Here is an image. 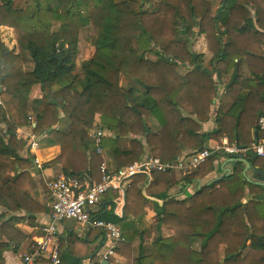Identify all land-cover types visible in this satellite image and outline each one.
Listing matches in <instances>:
<instances>
[{
    "label": "trees",
    "instance_id": "obj_1",
    "mask_svg": "<svg viewBox=\"0 0 264 264\" xmlns=\"http://www.w3.org/2000/svg\"><path fill=\"white\" fill-rule=\"evenodd\" d=\"M68 1L0 0V27L13 31L12 47L0 36V264L4 252L17 253L27 238L17 225L34 226L36 213L47 211L34 198L31 157L22 158L11 146V125H29L37 136L44 134L43 145H58V156L44 166L58 164L65 177L80 182L101 179L103 154L133 163L147 144L162 162H171L184 148H206L209 140L226 136L248 146L253 131L261 135L257 121L264 108L251 100L259 86L242 97L248 85L241 77L247 60L249 71L264 81V0H221L215 9L209 0ZM195 35L207 41L208 57L191 51ZM82 37L94 51L78 66ZM183 65L188 68L180 71ZM121 76L134 84L123 85ZM226 76L231 82L222 87ZM36 89L39 97L33 96ZM213 115L217 130L200 132ZM97 129L104 135L103 154L96 153L89 134ZM122 138L129 139L127 150ZM27 143L22 138L17 147ZM218 155L184 181L213 171ZM231 163L230 174L184 199L168 195L169 172L152 174L146 194L164 201L155 203V216L158 228L171 229L167 237L147 242V180L141 174L125 188L122 216L113 214L112 189L93 216L121 229L115 254L131 257L132 264H264V187L245 179L244 163ZM259 165L264 169L263 160ZM96 240L102 247V229L90 230L86 239L58 236V264H82ZM89 257L91 264H104Z\"/></svg>",
    "mask_w": 264,
    "mask_h": 264
},
{
    "label": "crops",
    "instance_id": "obj_2",
    "mask_svg": "<svg viewBox=\"0 0 264 264\" xmlns=\"http://www.w3.org/2000/svg\"><path fill=\"white\" fill-rule=\"evenodd\" d=\"M1 29H2V33H3V30L6 28L4 27ZM1 38L6 44H8L7 42H9V44H11L13 46V40L11 39V36H10V34H8V32H6L5 34H1ZM197 40L199 42L200 41L204 42V40H202V38H197ZM262 49L264 51V46L262 47ZM191 51L194 54L204 55L205 57L209 56L208 45L206 43L203 45H199V47H196V45L194 44L192 46ZM259 63H260L259 66H264L263 62H259ZM247 64H248V62H247V60H245V62H243V65H242L243 73H242L241 80L246 81V84L248 85L244 88L243 93H242V97H246L245 95L248 93V91H250L249 88L254 89L256 86H259V91H257L254 95L251 96V98H252L251 100H253L252 101L253 105H256V106L260 105L261 107L264 108V81H260V79L258 77L253 75L249 71V69L247 68ZM203 66L209 68V66L207 64L206 65L204 64ZM259 66H255V69L260 70ZM186 68H188V66L183 65L179 68V70L182 69L180 71H183ZM121 81H123L127 87H130L134 84L133 81L131 80V78L125 77V76H121ZM229 82H231V76L222 77V80H221L222 87H224V85L228 84ZM33 96L34 97L40 96L39 89L35 90ZM32 119H31V121H32ZM34 125H35V122L33 120L32 126H34ZM11 129L13 131V133L11 135V139H10L11 146L13 148H16L17 153L22 158L27 157V156L31 157L30 172H31L36 184H37V190L34 193V198L37 199L38 202H41L42 204H44L47 207L46 212L36 213V221H35L34 226H29L26 223L17 225V229L20 230L22 233L26 234V236H27L25 242L21 245L18 252L14 253L12 251H6L3 253L5 264H26L23 261V256L30 251L29 245L32 243V241L34 242V239H37V238H40L43 236V232H42L41 228L44 225H47L50 221V214H49L50 199L48 198V195H47L46 183L48 181L54 180L55 178H58V177H61L64 175H63L58 164L50 165L47 167L44 166L46 163L53 161L54 158H56L58 156L59 151H60L58 145H53V146H51V145L49 146V144L43 145L42 139L45 138L44 134L41 136H37L32 131V127L29 125H25V126H22L20 128H17V127H14L11 125ZM151 129H152V131L157 130L154 123H151ZM214 129L217 130L215 115H213L210 119H208L207 122L201 124V131L200 132L208 133V131H212ZM30 134H35L36 137H38L37 147L35 149H30V147L27 143L24 147H22V149L18 148L17 142L20 141V139H22V138L29 139L28 136ZM252 136H253V141H255L257 138H259L255 131L252 132ZM223 138H227V137L224 136V137L220 138V141L209 140L208 146L206 148H208L209 146L214 147L215 145L219 144ZM227 140H228V138H227ZM232 143H236V142H232ZM240 146H242V145H240ZM121 147L124 150H127L129 148V139L128 138H122L121 139ZM193 151H195V150L190 149V148H184L179 154H181V153L182 154H189V153H192ZM217 154H220V153H217ZM248 154H250V153H248ZM102 156H103L102 162H104L105 166H107L108 170L112 171V172H114V171H116V169L123 167V166H126V164H128L126 158L123 155H116L115 156V155L103 154ZM149 156H157V155H155L154 151L147 144H145L144 154L141 157V159L147 158ZM244 158L246 160L248 159L247 154L244 156ZM35 160L38 161V163L41 165V168L36 167V165L34 163ZM260 160H263V162H264V158H262V157L256 159V162L252 161L253 163L250 162L249 160H247V162H249V167L246 171V176H244V177L246 180L248 178L249 180H247V181H249L250 183H253V184H256L255 182H263L264 183V178L262 177L264 169L260 168V165H259ZM231 162L232 161H229V159L226 156H224V154L218 155V157L215 158V160L213 161V163H214V170L213 171L209 172V174H207L204 177L195 178L190 182L184 181L185 177L181 176L179 173H175V172L170 173L169 181H170L171 187H170V190L168 192V195H170L171 197H178L181 199L186 198L188 196V194L194 193L200 187H202L204 185H208L211 181H214L216 179L222 178L223 176L230 174L233 170V163H231ZM244 166L246 167L245 163H244ZM149 183L147 182V184L142 189V191L145 189V191H144V197H145L144 208L146 211V223H150V227H151L148 231V234H147V242L148 243L150 241L157 240L161 236L167 237L171 234V229H169L167 227H161V228L157 227V222H156L157 218L155 216V210H156V204L155 203H158V202H156L153 199H157L158 201L162 202V204L164 203V201L157 198V197L149 196L146 194V188L149 185ZM247 192H248V190L246 189L247 196H246V198H244L245 200L248 199V197H249V194ZM125 198H126V196H125ZM125 198L123 199L124 200L123 204H122L118 213H115L114 209H113L114 215L119 216V217L122 216L123 207L125 204ZM162 204H160V205H162ZM114 208H115V205H114ZM57 229L59 230V234H58L59 238H62L65 241L69 238L70 233L76 234L80 239H86L88 233L90 232V230L88 228L80 227L73 220H63V221L59 222L57 224ZM98 243H99V240L91 242L89 244V252L88 253L90 255L98 256L99 258H101V256L103 255V253L105 251L106 244L104 243L102 245V247H99ZM90 255H88L87 258L83 259L84 261L82 264H91L92 263V261L89 257ZM109 258L112 259L111 262H109L108 260H104V259H101V261L104 264H132L133 263V260L131 257L128 258L122 254H119V253L114 254V256H111ZM40 259H42L41 261H43V262L38 261V260H34V262L30 263V264H51L47 258V255H44Z\"/></svg>",
    "mask_w": 264,
    "mask_h": 264
},
{
    "label": "built area",
    "instance_id": "obj_3",
    "mask_svg": "<svg viewBox=\"0 0 264 264\" xmlns=\"http://www.w3.org/2000/svg\"><path fill=\"white\" fill-rule=\"evenodd\" d=\"M1 104V101H0ZM29 119H32L29 117ZM257 128L261 135L248 146H240L237 143H230L227 138L214 147L202 148L189 154H178L171 162H162L158 156H149L126 166L109 171L105 163L101 166V179L97 182L85 180L80 182L74 177L61 176L46 183L47 195L50 199V221L41 229L43 236L34 239L33 251L23 256L26 264L33 263L39 257L47 255L51 264H58V234L57 224L63 220H73L80 227L89 230L102 229L105 233V251L100 259L108 260L114 256L115 248L122 240L121 229L111 222L97 219L93 212L101 202L102 196L110 189L114 190L117 196L114 212L118 213L123 204V193L128 186L130 179L138 174L144 175L147 182L152 180L154 172L179 173L181 176L197 171L205 161L213 154H225L230 157L245 156L248 153L264 158V118L257 121ZM96 146V153L103 154L102 139L103 131L97 129L90 134ZM28 145L35 149L38 145V137L30 134ZM37 168H41L38 161H34Z\"/></svg>",
    "mask_w": 264,
    "mask_h": 264
},
{
    "label": "rangeland",
    "instance_id": "obj_4",
    "mask_svg": "<svg viewBox=\"0 0 264 264\" xmlns=\"http://www.w3.org/2000/svg\"><path fill=\"white\" fill-rule=\"evenodd\" d=\"M24 1L25 0H16V5H23L24 4ZM211 3H212V6H213V8L215 9V7H217V5L219 4V2L221 1V0H209ZM69 1L68 0H61V3L62 4H67ZM57 26H58V23H54V28H57ZM1 28H4L3 26H1L0 27V36H1V34H5L6 32H8V34H10V36H11V39L13 38L12 36H13V31H12V29L11 28H7V27H5L6 29H4L3 30V33H2V29ZM197 38H202V40H204V42H202V41H198L197 40ZM6 41V40H5ZM9 41V40H8ZM8 44H9V42H7ZM79 54H78V56H77V64H78V66H79V64L82 62V60L83 59H86V58H88L89 56H91L92 55V53H93V51H94V47L93 46H91V44L89 43V42H87L83 37L82 38H80V40H79ZM207 44V41L203 38V36H198V35H195L194 37H193V39H192V43H191V50H192V46L195 44L196 45V47H199V45H203V44ZM9 47H12V45L11 44H9ZM206 61V60H205ZM180 70H182V69H180ZM120 80H121V77H120ZM122 82V84L123 85H125L124 84V82L123 81H121ZM126 86V85H125ZM94 131L93 130H91L90 132H89V134H91V133H93Z\"/></svg>",
    "mask_w": 264,
    "mask_h": 264
},
{
    "label": "water",
    "instance_id": "obj_5",
    "mask_svg": "<svg viewBox=\"0 0 264 264\" xmlns=\"http://www.w3.org/2000/svg\"><path fill=\"white\" fill-rule=\"evenodd\" d=\"M229 161L245 163L246 164V167L243 169V175L246 176V171H247V169L249 167V162H247V160L244 158V156H241V155L238 156L237 155V156H234L231 159H229ZM262 175H263L262 177L264 178V172H263ZM247 180H249V179L247 178ZM255 183L264 187V183L263 182H255ZM144 191H145V189L142 191L143 196H144ZM123 197L125 198V193L123 194ZM153 200H155L159 204H162V202L158 201L157 199H153Z\"/></svg>",
    "mask_w": 264,
    "mask_h": 264
}]
</instances>
